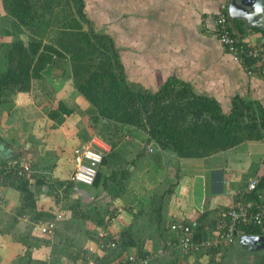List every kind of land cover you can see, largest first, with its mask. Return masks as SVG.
Masks as SVG:
<instances>
[{
  "label": "crops",
  "instance_id": "crops-1",
  "mask_svg": "<svg viewBox=\"0 0 264 264\" xmlns=\"http://www.w3.org/2000/svg\"><path fill=\"white\" fill-rule=\"evenodd\" d=\"M84 1L88 15V4L89 11L94 14L105 8V18L112 23L109 25L111 31L97 29L106 31L113 38L126 78L134 86L157 91L168 79H177L192 86L195 94L214 98L224 113H229L237 97L244 101L259 100L264 104V77L249 76L215 37V15L220 5L224 4L228 15V0ZM0 13L3 14L1 2ZM95 22L98 20L94 19ZM243 25L245 39L256 41L264 38V23L263 26ZM114 28L119 30V41L112 34ZM65 69L66 72L56 76L53 69L48 68L45 75L49 77L46 80H43L45 75L32 80L46 83L57 81L58 87L49 100L52 104L45 116L46 120L41 117L42 107L49 101L42 98L40 103H35L39 97L32 82L28 91L11 94L8 100L11 106L0 107V161L17 160L28 163L32 169L27 176L28 189L32 192L27 204L17 188L9 184L2 185L0 264H67L71 249L63 252L67 247L63 246V242L73 244L69 240V227L78 225L75 223L78 218L75 213L82 209L83 204H64L65 216L62 220H56L53 234H40V225L49 220L46 214H55L57 208L63 207L64 198L56 202L60 194L59 188L55 191L54 187L60 183H71L77 189V192H71L72 199L82 194L83 191L68 178L74 168L72 151L76 146H94L106 153L115 149L103 141L101 143L107 147L93 143L96 136L89 141L79 140L75 136L82 115L80 113L87 110L88 102L76 90L69 66H65ZM70 89L75 92L70 93ZM52 99H55L54 102ZM60 101L74 111L57 123L49 117V112L57 108ZM127 135L136 143L125 142L129 145L126 152L130 156L134 154V148H138L136 152H141L139 146L143 145L139 141L146 140V133L132 129ZM123 141L117 147L122 148ZM146 146L153 150V170L162 168L164 176L160 169L157 171L159 175L149 179L146 168L150 160L148 153H142L140 158L139 155L134 159H120L122 169L118 177L117 172L113 174V164L118 162V158L112 156L108 164L101 167L98 183L88 185L91 186V194L88 195L95 198L105 190L107 192L102 197L108 200L113 198V201L110 200L109 206L101 203L103 207L106 206L105 214L102 215L100 211L93 220L85 218L96 227L80 225L82 232L80 239L75 240V245L83 248L93 246L94 237L88 236L86 230L96 232L99 224L107 228L110 225L108 211H114L116 201H119L127 207L122 210L115 228L110 227V230L119 236L125 233L128 240L132 239L135 244L141 245L145 254L151 255L148 264H199L204 261V257L188 255L181 247L173 246L171 239L175 234L172 235L168 230L169 223L174 220L194 222L200 219L208 222L209 226L210 222L216 221L220 217V210L232 203V194L242 188L249 178L263 172L264 141L246 140L201 158H179L175 153L160 150L152 141L146 142ZM52 155L56 160L49 159ZM165 157L171 158L173 162L168 161L166 164ZM115 178L118 183L121 181V187L116 186ZM262 192L264 194V187ZM259 243L264 244V240ZM235 246L245 249L237 237L236 244L231 247ZM134 248L130 244L124 248L122 245L114 247V254L119 253L114 259ZM256 249H262V254L254 255L259 257L255 262L253 258L252 262L264 264V246ZM112 259L113 255L107 258L109 261ZM95 263L100 262L95 259Z\"/></svg>",
  "mask_w": 264,
  "mask_h": 264
},
{
  "label": "trees",
  "instance_id": "trees-1",
  "mask_svg": "<svg viewBox=\"0 0 264 264\" xmlns=\"http://www.w3.org/2000/svg\"><path fill=\"white\" fill-rule=\"evenodd\" d=\"M0 2L3 11L0 20L6 24L0 25V34L9 37L6 41H0V62L3 65L0 66V107L5 106L11 94L28 91L31 81L44 77L48 68L53 69L54 74L58 76L66 72L65 66H69L76 90L88 102L86 112L89 113L94 126L98 125L96 132L113 126L114 130L122 131L123 134L119 133V136L124 137L130 134L132 129L142 130L146 133V142L152 141L160 150L175 153L179 158L207 157L246 140L264 141V104L259 100L244 101L237 97L238 100H233L229 113H224L214 98L195 94L192 86L177 79H168L157 91L134 86L126 78L113 38L97 29L96 22L94 23L85 12L84 0ZM232 22V25L229 22V30L236 32L238 40L242 41L244 22L240 19ZM22 35L26 37V43L22 40ZM228 53L232 57L229 51ZM251 60V57L243 56L239 63L245 69ZM61 64L65 66L62 67ZM73 111L66 103L60 101L57 108L49 112V117L61 123ZM86 139L90 137L87 135ZM83 146L85 145L77 147ZM89 147L102 155L93 182V185H96L101 175V167L108 164L114 150L106 153L94 146ZM262 162L264 166V158ZM27 176L29 175L15 173L2 177L0 190L5 184L14 186L24 195L23 201L27 204L32 194L28 189ZM250 179L257 180V186L254 191H245L247 200L257 197L258 193L262 194L264 170L248 181ZM58 188L62 190L63 195H56V202L69 198L74 191L71 183H60L54 190ZM80 198L78 196L69 204L80 202L81 205ZM75 215L80 218L89 217L83 209L77 210ZM46 216L50 220L55 214L47 213ZM224 219L230 222L227 216ZM185 223L192 227V222ZM215 223L214 220L208 226V222H202L200 219L194 221L192 228L195 239H212ZM239 229L250 235L262 234L259 225H239ZM111 233L112 235H104V244L98 245L94 241L97 248L91 256L100 262L98 264L112 262L116 258L114 256L119 254H114L113 248L119 245L124 248L130 244L137 248V256L145 255L142 246L135 244L132 239L128 240L129 237L126 238L125 233H120V236ZM171 241L173 246L181 247L175 235ZM111 243L114 245L111 246ZM234 244L236 241L224 246L220 242L215 244L212 240L209 245L199 251H191L188 255L204 257V261L199 264H217L218 255H225ZM88 253L89 247H80L78 253L69 254L68 264H91L86 260ZM126 253L128 254V251ZM110 255H113L112 260L102 261L101 257L108 258Z\"/></svg>",
  "mask_w": 264,
  "mask_h": 264
},
{
  "label": "built area",
  "instance_id": "built-area-1",
  "mask_svg": "<svg viewBox=\"0 0 264 264\" xmlns=\"http://www.w3.org/2000/svg\"><path fill=\"white\" fill-rule=\"evenodd\" d=\"M226 5H220L218 12L214 19V33L216 39L223 44L227 51H229L233 59L241 62L243 56L251 57L250 65L245 67V71L249 76L264 77V38L256 41L243 38L238 40V34L229 30V20L226 13ZM237 36V37H236ZM102 155L89 146L75 147L73 149L74 168L70 174V182H80L85 185H92L96 174L98 163L101 161ZM32 171L28 163H22L17 160L2 162L0 161V179L10 174L28 175ZM257 180L250 179L245 187L233 193L232 203L224 209L220 217L216 220L214 237L209 240L199 241L195 239L194 229L188 223L180 220L170 222V229L175 232L178 238V244L185 253L191 251L196 252L201 250L204 246L209 245L210 242L222 243L227 246L235 242L236 235L243 233L239 229V225H259L261 232L264 235V195L257 194V197H251L247 200L244 196L245 191L255 190ZM253 190V191H254ZM62 196V190H59ZM2 199V192L0 190V201ZM59 211L55 213L54 218L42 223L39 227L41 234L52 235L56 227V220L59 217ZM228 217L230 222H227L225 217ZM238 225V226H237ZM101 235L100 237H102ZM114 244L111 243V246ZM137 256V255H136ZM134 256L130 254H122L117 259L112 260L109 264H148L150 257ZM92 264V263H91Z\"/></svg>",
  "mask_w": 264,
  "mask_h": 264
},
{
  "label": "rangeland",
  "instance_id": "rangeland-1",
  "mask_svg": "<svg viewBox=\"0 0 264 264\" xmlns=\"http://www.w3.org/2000/svg\"><path fill=\"white\" fill-rule=\"evenodd\" d=\"M100 1H102V0H100ZM104 1L108 2V0H104ZM93 2H94V0L91 1V2H88V3H93ZM87 10H88L87 12L90 15V18H92L93 20L94 19L98 20V22H96V26L97 27H99L100 29L103 28V30H105V29L110 30L109 25H111L112 23H111V21H108L105 18L106 11H105L104 7L102 8V11L100 13L94 14V12L89 11V4H88ZM0 16H2L1 13H0ZM0 25L1 26H6L5 22L1 23V20H0ZM114 26H117V25H114ZM104 32L107 34L106 31H104ZM112 34H113V36H116V38H118V41H119V30L116 31V29L114 28ZM22 36L26 39V37L24 35H22ZM7 39H9V37H7V36H5L3 34H0V41H6ZM1 65L2 64L0 62V66ZM47 77H49V76L45 75V78H43V80H46ZM60 81L62 82V79H60ZM32 83H34V90L36 92V96L39 97V99H37L38 102H35L36 104L40 103L43 99H45V101H49L54 96V93H55L54 90H56V88L58 87L57 81L48 82L49 84L46 83L45 81L44 82L43 81H35V82H32ZM67 88H69V86ZM73 90L74 89H70V91H71L70 93L75 92ZM54 100L55 99H52L53 102H54ZM11 104H12L11 102L7 101L5 103V107H8L9 105L11 106ZM51 104H50V101L44 103V105L42 107L43 113H42V115L40 114L41 117L45 118L46 114H48V111L51 108ZM40 106H42V105H40ZM80 114H82V115H81V118H80L79 123H78V128H76V130H75L76 131L75 132V136L79 140H82V141H84V140L89 141V140H91V138L96 136L97 139L95 141H93V143H95V144H97V145H99L101 147H102V145H104L103 143H101V141H103L104 143L106 142L107 144L109 142V145H113V147L115 148L114 152H113V156L118 158V162L115 161V163L113 164V168L115 169L113 174H116V172H117L118 173V177H120V175H121L120 173H121V169L122 168H121V165H120V162H119L120 159H123V160L134 159L135 157H138L139 155H140L139 156V158H140L142 156V153L143 154H145V153L147 154L148 153V157H149L150 161L147 164L148 166L146 165L147 166L146 171H148L149 174H150L149 175V179L152 180L154 178V175H159V173L157 171H159L160 169H161V175L164 176L162 168L158 169L157 171L153 170V167H154L153 162H155V159L152 158L153 157V150L150 147L146 146V142L144 140L139 141V143H141V145H143V146H139V149H141L142 151L140 152V150H139L138 152H136L138 150V148H134V149H132V151H135L136 153L134 152V154L132 156H130L126 152V149H129V145H127L125 142L133 141L132 144L134 145V143H136V140H134L133 138H130L131 136H128V135H125L124 137H122V136L120 137L119 133L121 134L122 131H120L119 129L118 130H114L113 126L107 128V129H104L102 131L96 132L98 125L94 126L92 120L90 119L89 113L84 111V112H81ZM68 119H70V118H68ZM45 120H46V118H45ZM53 125H54V123H53ZM99 132H101V134H98ZM87 135L90 137V139H88V140L86 139ZM102 136H104V138ZM101 137H102V139H101ZM104 139L105 140L107 139V140L105 141ZM111 141H113V143H110ZM122 141H123V145L124 146L122 148L121 147H117V146H119V144ZM104 147H107V146L104 145ZM134 147H136V145ZM95 148L97 149V147H95ZM121 156H122V158H121ZM49 159L56 160V159H54L53 155ZM72 161H73V151H72ZM168 161L169 162H173V160L171 158L167 159L165 157V161L164 162H166V164H167ZM73 165H74V161H73ZM164 165H165V163H164ZM68 178H70V177H68ZM115 183L117 184L116 185L117 187L118 186L121 187V181H119V183H118V179H116V178H115ZM75 184L77 185V187H78V189L80 191L81 190L83 191L82 194H79V193L78 194L81 197L80 198L81 201H82L81 203L83 204L82 209H83V211H86L88 213L89 219L93 220L95 218V216H96V213H98V212L100 213V211H102V215L106 213L107 210H104V209H106V206L103 207L102 204H106V205L109 206L111 204L110 200L113 201L112 200L113 198L108 200V198L102 197V196L105 195V193L107 191L104 190L102 192V194H99V196H95V198H91V196H89L91 194L90 193L91 186L85 185V184L80 183V182H75ZM74 190L77 192L76 188H74ZM69 196H70L69 198H65L64 199L63 207L62 208L60 207V208L56 209L57 212L61 211L59 213L60 216L57 217V220H59V219L62 220L63 217L65 216V214H63V213H65V208L64 207H66V206H64V204L67 205L69 202L73 201V199H72L73 195L72 196L69 195ZM146 200H148V199H146ZM116 202H117V204H116V207H115L114 211L113 210L112 211H108L107 218L109 219L108 223L110 222V225L107 228H104V226L102 224L101 225L99 224L98 229H97L96 232H94V231L91 232V230H86L87 231V235L91 236V237H94V240L97 242L98 245H100L101 243L104 244L103 240H104V238H106V236H104V235H108V234L112 235V233H111L112 230H110V227H112V228L114 227L115 228V224L117 225L118 220L122 216L121 215L122 210L124 211V209H126V207H127L126 205L125 206L121 205V202H119V201H116ZM145 206L146 205H145V201H144V207ZM225 208L220 210V214L224 211ZM108 209L110 210V208H108ZM105 217H106V215H105ZM75 223H78V225L77 226L72 225L71 227H69L70 235H71V236L69 235L70 236L69 240H72L73 244L70 245L68 242H63L65 244L63 246H67L64 250H62L63 252H65V250H69V248L71 249L70 253H78L79 252L80 247L75 245L76 244L75 240L78 241L80 239L79 236L81 235V232H82L79 229L80 225L84 224V226H85L87 224V225H89V227H92L94 229L96 227L95 225L90 224V222H88V220H86L85 218H80V217H78L77 220H75ZM74 227H75V229H74ZM84 229H86V228H84ZM168 230L173 235L174 232L171 229H168ZM40 234H41V232H40ZM42 235H44V234H42ZM101 235H103L104 237L101 238L100 237ZM96 242H95V244L93 243L94 244L93 246L89 247V253L86 255V260H88V262L93 263V264H98V263H95L94 257L91 256V254H92V252L94 250L96 252V248H97L96 247ZM244 247H245V249L242 248V247H236V246H235V248L231 247V248H229V250H227L225 255L221 256V254H219L218 255L219 258H216L217 264H249L250 261L252 262L253 258H254L253 262H255L256 258L259 257V256H254V255H261L262 254V251H261L262 249H250V248H248L246 246H244ZM136 252H138V250L136 248H134V250L129 251L128 254L136 256ZM123 253H126V251L123 252ZM145 255H147V254H145ZM148 256L150 257V260H151V255L148 254ZM101 258H103V257H101ZM102 261L107 262L108 260H107V258H106V260H104V258H103ZM163 264H165V263H163Z\"/></svg>",
  "mask_w": 264,
  "mask_h": 264
},
{
  "label": "water",
  "instance_id": "water-1",
  "mask_svg": "<svg viewBox=\"0 0 264 264\" xmlns=\"http://www.w3.org/2000/svg\"><path fill=\"white\" fill-rule=\"evenodd\" d=\"M228 17L230 21L235 18L241 19L244 23L252 26H263L264 23V0H228ZM24 43L26 39L21 36ZM264 236L244 234L238 237V242L250 249L263 247L260 241Z\"/></svg>",
  "mask_w": 264,
  "mask_h": 264
},
{
  "label": "clouds",
  "instance_id": "clouds-1",
  "mask_svg": "<svg viewBox=\"0 0 264 264\" xmlns=\"http://www.w3.org/2000/svg\"><path fill=\"white\" fill-rule=\"evenodd\" d=\"M262 194H263V192H262ZM263 195H264V194H263ZM227 207H228V206H227ZM240 235H244V233H242V234H241V233L237 234V235H236L237 240H238V237H239ZM249 235H250V234H249ZM261 236H264V235L261 234ZM235 241H236V240H235Z\"/></svg>",
  "mask_w": 264,
  "mask_h": 264
}]
</instances>
